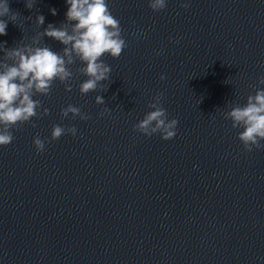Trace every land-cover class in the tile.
Here are the masks:
<instances>
[{"label": "water", "instance_id": "1", "mask_svg": "<svg viewBox=\"0 0 264 264\" xmlns=\"http://www.w3.org/2000/svg\"><path fill=\"white\" fill-rule=\"evenodd\" d=\"M149 3L108 0L125 41L101 57L108 80L82 95L73 57L0 146V264H264V140L247 151L227 115L264 90V0ZM9 8L4 49L63 54L43 33L71 31L64 0ZM0 63L14 59L0 50ZM153 106L178 121L173 138L135 128Z\"/></svg>", "mask_w": 264, "mask_h": 264}, {"label": "clouds", "instance_id": "2", "mask_svg": "<svg viewBox=\"0 0 264 264\" xmlns=\"http://www.w3.org/2000/svg\"><path fill=\"white\" fill-rule=\"evenodd\" d=\"M33 2L34 0H25V7L31 9ZM64 2L67 7L65 19L72 22L71 31L49 24L43 33L64 46L63 54L54 52L49 47H25L8 51L4 49L3 42H0V50L14 59L11 65L0 63V146L12 142L10 129L36 115L38 102L32 99L33 92L46 95L53 80L63 81L69 77L66 64L72 63L73 57L78 58L84 65L82 71L87 79L79 86L83 95L96 90L100 82L109 78L111 68L105 65L101 57L107 54L117 58L125 47V41L121 38L120 23L111 14L108 0ZM149 7L153 11L163 9L165 0H150ZM50 12L56 15L54 8L50 9ZM4 17H7V20ZM17 19L18 15L10 12L9 0H0V36L7 34L8 21L16 22ZM36 22L42 25L44 17L38 16ZM160 79H165L164 75H161ZM96 103L103 104L104 101L97 96ZM153 107L154 110L146 113L135 128L146 136L159 132L163 140L173 138L178 121L168 120L164 108ZM68 112L76 115L79 109L69 106L62 110V115L66 116ZM227 115L233 121V127L243 128L238 139L247 151H251L249 145L259 146V141L264 140V90L249 97L246 106L233 108ZM69 132L75 135L76 129L73 127ZM63 134L65 129L54 125L50 138L56 140ZM33 145L37 152L44 150V142L38 137L33 139Z\"/></svg>", "mask_w": 264, "mask_h": 264}]
</instances>
